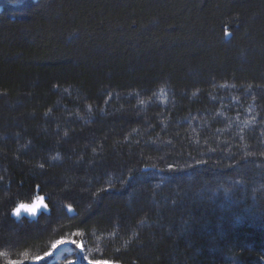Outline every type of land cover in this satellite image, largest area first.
<instances>
[{"label":"trees","instance_id":"1","mask_svg":"<svg viewBox=\"0 0 264 264\" xmlns=\"http://www.w3.org/2000/svg\"><path fill=\"white\" fill-rule=\"evenodd\" d=\"M9 1L0 264H264V0Z\"/></svg>","mask_w":264,"mask_h":264},{"label":"rangeland","instance_id":"2","mask_svg":"<svg viewBox=\"0 0 264 264\" xmlns=\"http://www.w3.org/2000/svg\"><path fill=\"white\" fill-rule=\"evenodd\" d=\"M5 1L7 3L10 2L9 0ZM12 1H15L14 4L18 5L20 0ZM11 4L13 3L11 2ZM57 241H62V243L57 244ZM96 258L92 254L88 255L82 245L77 244L68 236H64L52 243L47 255L36 257L31 264H118L109 260Z\"/></svg>","mask_w":264,"mask_h":264},{"label":"water","instance_id":"3","mask_svg":"<svg viewBox=\"0 0 264 264\" xmlns=\"http://www.w3.org/2000/svg\"><path fill=\"white\" fill-rule=\"evenodd\" d=\"M37 201L38 200H33L30 203H25V204H21V205H28L29 207H31V206L37 204ZM16 208H20V205L17 206ZM45 211H47L46 198H44L43 200L40 201V204H39L38 207H36L34 213L33 212H29V211H27L24 208H20L19 215L14 214V211H13V215L18 220L22 219V218H27V219L33 220V219H36L42 212H45ZM67 212H69L70 215H75L76 214L75 210L73 208H71V207L67 208Z\"/></svg>","mask_w":264,"mask_h":264},{"label":"snow or ice","instance_id":"4","mask_svg":"<svg viewBox=\"0 0 264 264\" xmlns=\"http://www.w3.org/2000/svg\"><path fill=\"white\" fill-rule=\"evenodd\" d=\"M41 200H42V198H38L37 204H35V205L31 206V207H29L28 205H20V208H24L27 211L34 213L36 207L39 206ZM20 208L14 209V214L19 215ZM56 243L59 244V243H62V241H57ZM53 247H55V245H53ZM46 255H47V253H46ZM9 264H18V262L17 261H10Z\"/></svg>","mask_w":264,"mask_h":264}]
</instances>
